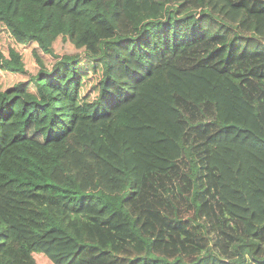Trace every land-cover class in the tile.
<instances>
[{
	"label": "trees",
	"instance_id": "1",
	"mask_svg": "<svg viewBox=\"0 0 264 264\" xmlns=\"http://www.w3.org/2000/svg\"><path fill=\"white\" fill-rule=\"evenodd\" d=\"M224 1L0 0V264H264V0Z\"/></svg>",
	"mask_w": 264,
	"mask_h": 264
},
{
	"label": "rangeland",
	"instance_id": "2",
	"mask_svg": "<svg viewBox=\"0 0 264 264\" xmlns=\"http://www.w3.org/2000/svg\"><path fill=\"white\" fill-rule=\"evenodd\" d=\"M206 15L210 20L212 19V21L216 23L224 24L234 31L237 29L239 19L242 15V9L230 7L224 0H208ZM258 43H264V39L255 42V44ZM1 81L2 79L0 77V82ZM64 161L67 164L65 169H71L75 172L79 170L82 172L85 179L99 178L107 189L118 188V185L115 184L117 177L114 176L110 169L104 168L103 163L98 158L88 153L84 148L77 144L71 145V154L68 155ZM35 254L40 264H56L52 260L51 254L45 252V249H41Z\"/></svg>",
	"mask_w": 264,
	"mask_h": 264
}]
</instances>
